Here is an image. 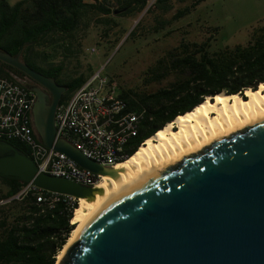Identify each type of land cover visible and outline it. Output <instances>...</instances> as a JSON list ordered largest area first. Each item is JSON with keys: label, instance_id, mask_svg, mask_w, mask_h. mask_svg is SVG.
Listing matches in <instances>:
<instances>
[{"label": "water", "instance_id": "95a60500", "mask_svg": "<svg viewBox=\"0 0 264 264\" xmlns=\"http://www.w3.org/2000/svg\"><path fill=\"white\" fill-rule=\"evenodd\" d=\"M23 50H0V61L48 91L34 86V122L42 142L103 174L107 167L67 140L54 143L56 109L66 87L24 62ZM37 172L30 156L0 139L1 178L33 181L75 197L94 190ZM59 264H264V119L124 188L82 227Z\"/></svg>", "mask_w": 264, "mask_h": 264}, {"label": "trees", "instance_id": "16d2710c", "mask_svg": "<svg viewBox=\"0 0 264 264\" xmlns=\"http://www.w3.org/2000/svg\"><path fill=\"white\" fill-rule=\"evenodd\" d=\"M147 1L116 0L121 7L119 15L124 17L141 11L146 7ZM171 1L156 0V5L168 12L173 8ZM179 1L191 3L179 9L174 19L190 13L205 0ZM109 2L110 0H20L10 4L8 0H0V50L16 55L24 47L23 61L65 86L67 90L63 93L61 102L66 101L91 74L81 72L77 75L75 72L76 75L65 78V63L51 60L48 53L37 50L36 47L43 46L53 34H72L89 13L112 14ZM150 10L151 8L147 12ZM166 23L158 21L159 26L152 31H157ZM135 30L131 35L135 34ZM213 37L212 34L201 42L182 37L178 45L149 66L143 76L145 85L172 77L166 86L155 92H138L120 86L119 95L128 101L131 109L147 110L145 128L131 141L127 158L158 129L172 122L177 115L192 110L208 96L214 97L221 92L243 95L246 89L256 90L264 82V26L254 32L247 45L211 51ZM65 47L70 50L69 46ZM9 72L28 78L32 84L36 82L10 64L0 61V76ZM5 141L30 155L27 145L19 140ZM0 181L5 185L0 193V200L20 205V211L14 213L12 220L8 213L2 212L0 264H55L59 251L75 228L71 220L78 203L67 206L58 202L54 207H49L37 202L32 192L18 199L15 196L28 183L1 177Z\"/></svg>", "mask_w": 264, "mask_h": 264}, {"label": "rangeland", "instance_id": "374dc122", "mask_svg": "<svg viewBox=\"0 0 264 264\" xmlns=\"http://www.w3.org/2000/svg\"><path fill=\"white\" fill-rule=\"evenodd\" d=\"M18 1L8 0L10 4ZM171 3L173 8L164 12L156 5V0H148L143 10L122 17L118 12L120 5L110 0L108 6L112 14L89 13L75 32L67 36L53 34L36 49L44 50L55 62H64L65 78L76 75L75 72L90 75L100 71L125 88L155 92L166 86L172 77L145 85L144 73L160 56L178 45L182 37L201 42L213 34L210 50L215 51L247 45L254 32L264 26V0H205L179 19H174V15L191 1L172 0ZM158 21L167 23L152 31L159 26ZM134 29L135 34L131 35ZM93 47L95 52L90 50ZM48 97L50 102V93ZM4 189L0 181V193ZM8 202L0 200V219L2 212L8 213L12 220L14 213L20 211L19 204Z\"/></svg>", "mask_w": 264, "mask_h": 264}, {"label": "built area", "instance_id": "2783aa9c", "mask_svg": "<svg viewBox=\"0 0 264 264\" xmlns=\"http://www.w3.org/2000/svg\"><path fill=\"white\" fill-rule=\"evenodd\" d=\"M95 52V48L90 49ZM117 80L92 73L56 109V143L64 139L84 155L105 167L128 157L131 141L145 128L147 110L131 109L119 95ZM37 94L34 85L14 72L0 76V139L19 140L27 145L29 156L36 162L37 174L45 173L96 186L102 179L90 169L80 166L67 154L46 146L34 122L33 107ZM143 144V143H142ZM32 192L37 202L54 207L58 202L73 206L78 198L37 187L33 181L15 197Z\"/></svg>", "mask_w": 264, "mask_h": 264}, {"label": "bare ground", "instance_id": "6f19581e", "mask_svg": "<svg viewBox=\"0 0 264 264\" xmlns=\"http://www.w3.org/2000/svg\"><path fill=\"white\" fill-rule=\"evenodd\" d=\"M264 119V82L245 94L218 93L208 96L192 110L180 114L146 139L129 158L107 167L92 192L77 197L75 225L57 261L92 216L120 191L149 172L162 168L186 153L198 150L233 132Z\"/></svg>", "mask_w": 264, "mask_h": 264}, {"label": "flooded vegetation", "instance_id": "af4514ba", "mask_svg": "<svg viewBox=\"0 0 264 264\" xmlns=\"http://www.w3.org/2000/svg\"><path fill=\"white\" fill-rule=\"evenodd\" d=\"M33 85L34 86H39V87H41L43 90H45V91H47L44 87H42V86H40L38 83H36V82H33ZM67 90V89H66ZM66 90H65V92H66ZM48 92V91H47ZM64 92V93H65Z\"/></svg>", "mask_w": 264, "mask_h": 264}]
</instances>
